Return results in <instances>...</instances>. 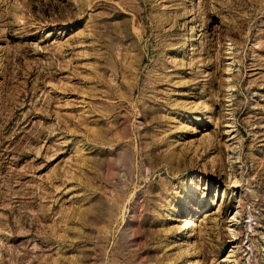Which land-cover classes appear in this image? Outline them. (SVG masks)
<instances>
[{"label":"rangeland","instance_id":"obj_1","mask_svg":"<svg viewBox=\"0 0 264 264\" xmlns=\"http://www.w3.org/2000/svg\"><path fill=\"white\" fill-rule=\"evenodd\" d=\"M0 264H264V0H0Z\"/></svg>","mask_w":264,"mask_h":264}]
</instances>
